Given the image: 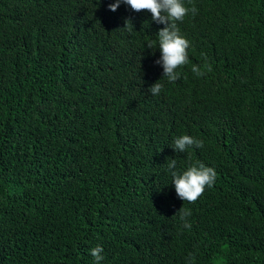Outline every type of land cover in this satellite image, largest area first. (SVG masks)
<instances>
[{"label":"trees","instance_id":"obj_1","mask_svg":"<svg viewBox=\"0 0 264 264\" xmlns=\"http://www.w3.org/2000/svg\"><path fill=\"white\" fill-rule=\"evenodd\" d=\"M115 2L0 0V264H264V0H182L174 83L165 25ZM172 159L214 185L184 202Z\"/></svg>","mask_w":264,"mask_h":264},{"label":"clouds","instance_id":"obj_2","mask_svg":"<svg viewBox=\"0 0 264 264\" xmlns=\"http://www.w3.org/2000/svg\"><path fill=\"white\" fill-rule=\"evenodd\" d=\"M121 3H124L136 12L147 10L152 14V20L164 24L157 33L158 41L151 40L147 42V47L153 49L158 47L161 56L156 60L157 64L163 67V77L168 82L174 83L180 78V72L177 69L188 64L187 49L190 42L180 35V29L177 22H182L185 16L191 12L193 16L197 14L195 6L188 8L182 0H116L111 3L109 8L116 11ZM158 45V46H157ZM203 55V54H202ZM206 71H211V66L204 64L203 69L200 66L193 65L192 72L197 76H203ZM163 88V84L157 81L151 85L148 91L153 95H158ZM176 152H186L193 146L202 148L204 141L194 138L190 135L176 137L171 145ZM177 161L172 159L167 162V170L172 177V183L175 186L178 198L184 202L194 203L204 193L205 187H212L215 183L217 173L213 167L206 166L203 163L194 164L183 171L181 174L176 168ZM179 218L183 221V227L190 229L191 224L188 217L191 216V210L181 207L177 211ZM102 246H96L90 250V254L95 258L97 264L103 260ZM195 257L189 254L187 264H193Z\"/></svg>","mask_w":264,"mask_h":264}]
</instances>
